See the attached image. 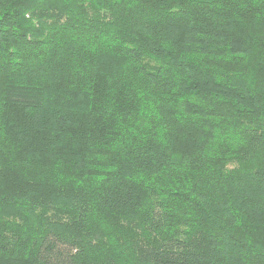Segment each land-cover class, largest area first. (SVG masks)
Here are the masks:
<instances>
[{"label":"trees","instance_id":"16d2710c","mask_svg":"<svg viewBox=\"0 0 264 264\" xmlns=\"http://www.w3.org/2000/svg\"><path fill=\"white\" fill-rule=\"evenodd\" d=\"M0 264H264V0H0Z\"/></svg>","mask_w":264,"mask_h":264}]
</instances>
